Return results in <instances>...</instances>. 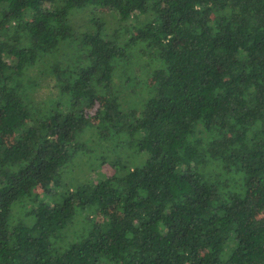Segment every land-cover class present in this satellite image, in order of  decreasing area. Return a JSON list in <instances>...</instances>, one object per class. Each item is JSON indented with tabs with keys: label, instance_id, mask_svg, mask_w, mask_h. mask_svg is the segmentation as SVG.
Instances as JSON below:
<instances>
[{
	"label": "trees",
	"instance_id": "16d2710c",
	"mask_svg": "<svg viewBox=\"0 0 264 264\" xmlns=\"http://www.w3.org/2000/svg\"><path fill=\"white\" fill-rule=\"evenodd\" d=\"M263 209L264 0H0V264H264Z\"/></svg>",
	"mask_w": 264,
	"mask_h": 264
},
{
	"label": "rangeland",
	"instance_id": "374dc122",
	"mask_svg": "<svg viewBox=\"0 0 264 264\" xmlns=\"http://www.w3.org/2000/svg\"><path fill=\"white\" fill-rule=\"evenodd\" d=\"M87 10L88 9H72L69 15L71 24H74L77 27H81L82 29H87V27L90 25L88 21L92 18V17L89 18V14H87ZM101 12L102 13L100 14L97 13L96 16L103 18L108 30H112L114 25H117L118 27H120V25L123 24V23H120V24L118 23V21L116 20V16H114V14L110 12L109 9H104ZM142 18L143 17H140V20H142ZM141 64L142 63L137 64L135 66V70H136L135 72L141 79H147L146 68H149V67L142 66L143 64L142 65ZM32 74H33V71L28 73V75H32ZM52 83L53 82L50 81V85ZM122 91L123 89L120 90V93H122ZM127 95L128 96H126L127 98L125 100L126 105H130L131 103H137L139 98L142 99L143 97H145L144 92H136L135 94L130 93ZM89 111L91 115L94 113L93 110H89ZM83 137H85V139L87 140V144L89 145L87 147L88 152L87 151H86L87 153L84 152L86 153L85 155L84 153L79 152L78 155L75 156V160L73 159L71 164L67 166V168L65 169V173L63 171V176L66 175V172H68L67 175H69V179L74 178L75 180H77V179L86 178L87 171H88L87 173H90L92 177L99 176V175H108L112 173L113 168L108 164V161L102 164H99V161L102 158V155H101L103 151L102 149H105L107 158H112L114 156H117V150L107 149L108 147L106 148V146L103 143H100L99 141H97L98 140L97 135L95 136V134L93 135L91 132H89L88 135H84ZM113 147L115 148L116 146L113 145ZM89 166H97L99 168H97V170L96 169L93 170V169H89ZM46 200L50 202V196H47ZM12 210L13 208H11V211ZM261 214H264V209L262 210ZM15 217L18 219L17 221H21L20 219H24L22 212H19V214H17ZM83 218H84L83 213H80L76 216V220L74 219L73 223L70 225V232L67 238L75 240L79 237L81 230H82L81 224H82ZM67 238L65 241L69 240Z\"/></svg>",
	"mask_w": 264,
	"mask_h": 264
}]
</instances>
